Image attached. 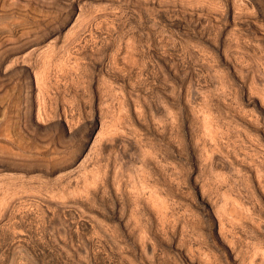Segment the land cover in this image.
Wrapping results in <instances>:
<instances>
[{
	"label": "rangeland",
	"instance_id": "1",
	"mask_svg": "<svg viewBox=\"0 0 264 264\" xmlns=\"http://www.w3.org/2000/svg\"><path fill=\"white\" fill-rule=\"evenodd\" d=\"M28 4L33 22L0 20V50L37 48L0 91L3 250L264 264V0ZM29 65L35 122L10 96Z\"/></svg>",
	"mask_w": 264,
	"mask_h": 264
},
{
	"label": "bare ground",
	"instance_id": "2",
	"mask_svg": "<svg viewBox=\"0 0 264 264\" xmlns=\"http://www.w3.org/2000/svg\"><path fill=\"white\" fill-rule=\"evenodd\" d=\"M6 1L8 0H0V20H4L6 22L5 23L6 26L4 27L5 29H9L7 31L8 33L9 31L17 30L19 25L29 24L33 22L34 19H36V16L35 15L33 16L34 13L32 14L33 11H30L31 9L28 8L29 7L28 2L30 0H15L14 3L11 5H7ZM33 1L39 4V6H42L43 4L48 3L49 0H33ZM52 1L57 3L58 5L64 6V8L72 9V8H76L83 0H52ZM4 9H7V10H4ZM16 22H18V24ZM45 31L46 33L49 32L47 30ZM2 33H4V31H1L0 36L2 35ZM43 33L45 35L41 33L40 34L45 37L48 36V34L46 35L45 32ZM26 35L28 36V34ZM27 36L26 38L23 37L24 39H20L18 41L13 42L12 45L9 44L10 47L8 48L4 47V50H0V91L5 89L7 86L11 84L9 83V81L11 82L13 77L12 79H10V76H11L9 73L10 66L12 68V66L14 65H21V64L25 65V62L28 61L27 54L29 53L25 54L27 59L23 57L22 55L24 52H26V50L29 51V48L35 45H34V41H32V39H30ZM49 36H52V35H49ZM36 49L35 47L34 49L31 48V50L33 51H35ZM9 62H10V65L9 64L6 65ZM20 72H24V75L21 79H17V81L13 80L14 81L13 84L15 85H13L12 87L13 92H12V95L10 96H12V98L17 99L16 101L14 100V102L16 103L18 101L20 102V99H22L24 115L28 117V119H30L31 122L32 121L35 122V120L32 119V113L34 110V96L36 94V91L39 92V77H38L39 75L37 74L35 69L31 67L30 69L24 68L22 69V71L20 70ZM33 76L36 79V87L33 84ZM20 90L22 91V94H21L22 96H20V94L19 96H17V93ZM3 104L4 103H2V105ZM2 105H0V123L1 121L4 120L5 115H7L6 113L8 109V105L7 107L2 106ZM11 138L12 137H10V139ZM17 140L18 139H14V142ZM17 142L20 143V141H17ZM0 162L4 163V161L2 160H0ZM35 249H36L35 246L33 247L28 244L19 243V244H14V245H8L6 251H4L3 248L0 246V254L1 255L7 254L8 256L7 261L3 264H40V263L41 264L43 263L44 264H99V260H100L99 257L97 258L94 255L95 248L90 244L75 245V244H67V243H56V244L51 245L49 249L42 247L40 248L44 254L42 258L33 257V255L36 252Z\"/></svg>",
	"mask_w": 264,
	"mask_h": 264
}]
</instances>
